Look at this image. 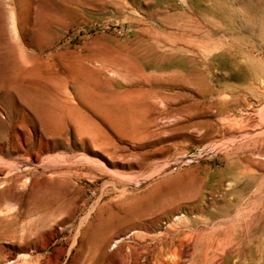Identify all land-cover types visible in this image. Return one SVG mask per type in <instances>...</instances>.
<instances>
[{"label":"rangeland","instance_id":"rangeland-1","mask_svg":"<svg viewBox=\"0 0 264 264\" xmlns=\"http://www.w3.org/2000/svg\"><path fill=\"white\" fill-rule=\"evenodd\" d=\"M262 173L264 0H0V264H263Z\"/></svg>","mask_w":264,"mask_h":264},{"label":"bare ground","instance_id":"bare-ground-1","mask_svg":"<svg viewBox=\"0 0 264 264\" xmlns=\"http://www.w3.org/2000/svg\"><path fill=\"white\" fill-rule=\"evenodd\" d=\"M187 17L189 16V15H186ZM187 17L184 19V20H186L187 19ZM184 18V17H183ZM193 18V17H192ZM178 20V19H177ZM176 20V21H177ZM180 20V19H179ZM183 20V21H184ZM204 20V19H203ZM190 21H192L191 19H190ZM196 22V21H195ZM191 23V22H190ZM177 24V23H176ZM181 25V24H180ZM185 29V28H184ZM188 33V32H187ZM192 33V32H191ZM190 34V33H189ZM205 37V36H204ZM208 37V36H207ZM206 45V44H205ZM203 47V46H202ZM205 48V47H204ZM206 49V48H205ZM204 50V49H203ZM168 66H170V65H168ZM248 171H251V170H249L248 169ZM258 177V176H257ZM242 196V195H241ZM241 196H239L238 198L239 199H237V202H236V205H235V207H236V212L238 213V214H240V211H241V208H242V206L240 205V200L241 199H243V197L240 199V197ZM246 198H245V204L247 203V204H249V205H252V203H253V201L255 200V201H257L258 200V202H260V204H263L264 205V175H263V173H262V175H260V177L259 178H257V182L255 181V183L252 185V190H251V193H250V195H248V196H245ZM244 200V199H243ZM259 207H260V205H259ZM247 215V214H246ZM182 216V215H181ZM240 217L241 216H238V218L240 219ZM249 218H247V221H249V222H247L246 220H244L243 218V220L244 221H246V223H244V224H242L241 225V223L240 222H242L241 220H240V225H241V228H239V232H240V234L242 233H246V235H249V234H253V232L254 231H256V224L261 220V222L262 221H264V212H261V213H258V212H254V213H251V214H249V216H248ZM237 218V219H238ZM179 219V218H178ZM177 219V220H178ZM181 219V218H180ZM175 221H176V219H174ZM173 220V221H174ZM190 220V219H189ZM173 221H168L165 225H166V232L162 235V237L160 238V240H158V241H156L155 239H151V244H149V245H145V246H141L142 248H141V252H137L136 251V249L134 248H132V249H129L130 250V252L127 254V253H125V255H124V264H126V263H129V264H140V258H141V256H143L144 258H148V260H146V262H145V264H168V261L166 262L164 259H163V261H165L164 263H163V261H161V257H162V253L164 252H162V249L163 248H167V251H170L171 250V248L173 247V244H174V241L177 239L176 238V236H175V238L174 237H170L169 236V234H170V232H174L175 230H176V227H175V225H176V223L174 224L173 223ZM260 222V223H261ZM178 224V223H177ZM180 224V223H179ZM178 224V225H179ZM186 224V223H185ZM263 224V223H262ZM179 227H180V225H179ZM211 227V226H210ZM240 227V226H239ZM245 228H246V230H245ZM245 230V231H244ZM137 231H130L129 233H126V234H124V235H122V236H119V237H117L116 239H115V242H114V244L115 245H117V246H119V245H122L123 244V242H124V240L125 239H128L129 237L131 238V237H133V234H135ZM177 233V232H176ZM175 233V234H176ZM198 235H200V234H198ZM173 236V235H172ZM178 236V235H177ZM192 236V235H191ZM238 236V235H237ZM236 236V237H237ZM240 236V235H239ZM136 237V236H135ZM239 238V237H238ZM237 238V239H238ZM139 239V238H138ZM145 239V238H144ZM142 241H143V238H142ZM215 241H217V240H215ZM234 241V240H233ZM241 241L239 240L238 241V249H236V250H238V254H240L241 256H242V252H243V250H244V246H241V243H240ZM125 244V243H124ZM237 244V243H236ZM237 246V245H236ZM123 247V246H122ZM207 247V246H206ZM129 248V247H128ZM208 248H211V247H208ZM181 249V248H180ZM138 250V249H137ZM140 250V249H139ZM213 250V249H212ZM177 251V250H176ZM206 251H207V249H206ZM262 252H264V245H262V250H261ZM178 252H179V250H178ZM177 252V253H178ZM205 252V251H204ZM211 252V251H210ZM172 253H175V251H172ZM168 254H170V252H168ZM180 254V253H179ZM192 254V253H191ZM210 254V253H209ZM238 254H236V255H238ZM173 255V254H172ZM178 255V254H177ZM181 255V254H180ZM205 255V254H204ZM207 255V254H206ZM179 256V255H178ZM240 256V257H241ZM205 256H203V260L205 259L204 258ZM22 258V257H21ZM24 258V257H23ZM217 258V257H216ZM237 258H238V256H237ZM206 259H207V257H206ZM209 259V258H208ZM212 259H213V256H212ZM264 259V258H263ZM210 260V259H209ZM237 260V259H236ZM174 261V260H173ZM172 261V262H173ZM223 261V260H222ZM264 261V260H263ZM203 262V261H202ZM211 262V261H210ZM6 263H9V262H5V263H3V264H6ZM123 264V263H122ZM175 264V263H174ZM206 264V263H205ZM264 264V263H263Z\"/></svg>","mask_w":264,"mask_h":264}]
</instances>
